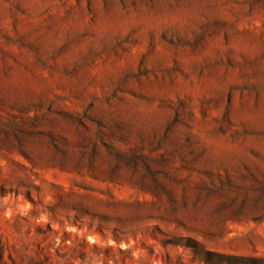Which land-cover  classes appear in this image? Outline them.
<instances>
[{
  "label": "rangeland",
  "instance_id": "374dc122",
  "mask_svg": "<svg viewBox=\"0 0 264 264\" xmlns=\"http://www.w3.org/2000/svg\"><path fill=\"white\" fill-rule=\"evenodd\" d=\"M0 264H264V0H0Z\"/></svg>",
  "mask_w": 264,
  "mask_h": 264
}]
</instances>
